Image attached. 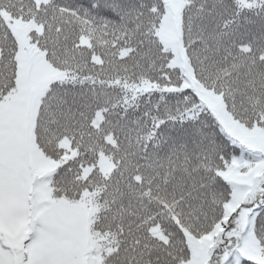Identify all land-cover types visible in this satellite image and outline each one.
Wrapping results in <instances>:
<instances>
[{
	"label": "snow or ice",
	"instance_id": "snow-or-ice-1",
	"mask_svg": "<svg viewBox=\"0 0 264 264\" xmlns=\"http://www.w3.org/2000/svg\"><path fill=\"white\" fill-rule=\"evenodd\" d=\"M0 264H264V0H0Z\"/></svg>",
	"mask_w": 264,
	"mask_h": 264
}]
</instances>
